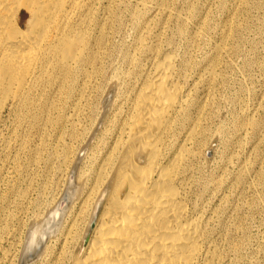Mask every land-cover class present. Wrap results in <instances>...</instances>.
<instances>
[{
  "label": "bare ground",
  "instance_id": "obj_1",
  "mask_svg": "<svg viewBox=\"0 0 264 264\" xmlns=\"http://www.w3.org/2000/svg\"><path fill=\"white\" fill-rule=\"evenodd\" d=\"M101 1L0 0V122L7 108L10 109V112L26 111L28 120L33 118L37 111L41 110L40 112H45L44 118L48 119L51 117V101L49 102L47 97H44L41 103L39 101L46 89L49 87L53 88L56 85L61 89L65 83H68L67 85L71 84L69 90L72 91L73 86L76 83L79 84V76L82 77L83 81L87 77V82H89L93 74L105 72V68L100 65V60H103L102 57L105 56L108 50L106 44L110 31H108L109 29L107 30V27L111 23V27L114 28L115 24L121 22L117 7L120 6L123 0H104L106 1L104 4H101ZM142 1L146 5V0ZM161 2L163 5L160 4ZM161 2L156 11L159 10V12L161 11L165 14L170 13L168 5L165 6V2ZM135 8L138 7H134V11L136 10ZM100 9H102L101 14H99ZM190 12L188 11L187 13ZM233 13H235L234 10ZM186 16L189 17L188 14ZM148 25L149 23L145 26L148 27ZM229 27L231 28L230 25ZM163 28L161 29L163 30ZM199 28L202 27L199 25ZM233 29L235 31V28ZM178 31L180 33L183 32L182 26L178 27ZM221 31L223 32V30ZM227 32L230 33L231 29L224 33L225 38L228 34ZM140 34H143V32ZM196 36L197 34L195 38ZM136 38L139 41L142 37L137 35ZM160 38L162 37L160 36ZM192 41L195 40L193 39ZM220 41L222 42L223 40ZM191 43L193 44V42ZM139 45L141 46V44ZM147 49H149V46ZM216 50L217 54L221 52L219 46ZM176 56L166 53L161 59H156L154 63H151L153 64L152 66L150 65L152 69L149 67L151 71L146 74V77L141 78V81H138L139 85L137 86L138 88H134L135 94L133 93V97L129 96L127 98V94L123 101H113V90H108L107 92L103 87L107 93L102 101L99 99L101 103L100 106H97L98 113L95 123L92 122L94 123L93 130L92 132L90 131V136L88 134L89 138H86L87 140L85 139L84 143L80 145L73 163L68 167L69 171L67 172L61 196H58L59 198L56 200L50 199L53 202L51 204L50 202L48 203L49 206L45 208L46 210L43 211V214L40 213L36 216L37 218L34 219L36 222L31 225L27 244L29 240L34 243V246H32L33 255L39 264H226L223 256L225 251L222 253L217 238L213 237L209 228V218L206 216L207 209H204L203 202L199 203L200 199H192L191 169L193 168V156H196V152L193 155L187 144L193 137L196 123L189 117L190 101L192 99L189 100L191 88L187 83L186 72L189 66L188 60L190 61L191 58L180 67L175 58ZM190 56L192 55L190 54ZM132 60L130 58V63ZM215 61L216 59H212L214 64ZM118 69L120 68L118 67ZM192 70L194 72V69ZM206 71H208V68ZM214 73L216 74L214 70L209 73L211 74L210 79L215 78ZM119 75L120 72H113L111 76L112 82L118 79ZM217 75L219 76V74ZM202 77L200 78L203 79ZM108 80L110 82V79ZM83 86H81L82 89L80 87L81 91H84L86 85ZM111 86L109 89H111ZM64 89L67 93L66 86ZM90 89H92L91 85ZM120 89H123V87L115 90H118V96L122 94ZM86 90H88L87 87ZM38 101L39 103H37ZM77 105L79 104L76 103L75 106ZM55 108L54 111L57 110V107ZM74 108L76 109V107ZM111 110L112 112H110ZM109 113L111 114L109 115ZM199 116L201 117V114ZM47 119L44 120L47 121ZM72 121L74 120L72 119ZM49 124L51 125V123ZM76 125L79 126L80 123ZM199 125L200 123L198 122ZM247 127L249 126L247 125ZM47 130L49 129L44 130V132ZM85 130L88 131L86 128ZM80 132L78 135L81 134ZM106 134H109L108 140ZM45 136L47 135L45 134ZM44 140L46 141V139ZM81 140L83 141V138ZM102 144L104 145L98 150ZM66 160L69 159L66 158ZM64 162L62 160V163ZM60 170L62 172L63 169ZM215 193L217 194V192ZM25 197H27L26 194ZM216 217L214 218L215 220ZM20 223L22 224L21 221ZM237 225L240 226L239 224ZM222 231L224 230L222 229ZM233 241L231 243L236 242ZM38 245L41 246L40 249H38ZM236 253L235 255H237ZM4 256L6 257V255ZM229 260L231 261V259ZM21 264L24 263L21 262Z\"/></svg>",
  "mask_w": 264,
  "mask_h": 264
},
{
  "label": "rangeland",
  "instance_id": "obj_2",
  "mask_svg": "<svg viewBox=\"0 0 264 264\" xmlns=\"http://www.w3.org/2000/svg\"><path fill=\"white\" fill-rule=\"evenodd\" d=\"M161 1L165 2V6L168 5L170 13L165 14L161 11L159 12V10L156 11ZM105 2L102 0L101 4ZM160 4L163 5L162 2ZM141 5H144L142 0H123L120 6L117 7V12L121 16V22L115 24L114 28L111 27V23L109 24L110 26L108 25L107 30L109 29L108 31H110L106 44L108 50L105 56L102 57L103 60H100V65L105 68V72L102 71L101 75L99 73V75L93 74L92 79L89 81L90 84L87 82V77L83 81L82 77L79 76V84L76 83L72 91L69 90L71 84L67 85L68 83H65L64 87L66 86L67 93L64 87L60 89L58 85L46 89V92L41 96L42 98L39 101L41 103L44 97H47L49 102L51 101L52 111H50L51 117L48 118L49 120L44 118L45 112L42 113L40 112L41 110L37 111V114L29 120L26 118V111L10 112L9 108L5 110L0 122V264H21V262L24 264H39L33 255L32 246H34V243L29 240L27 244L31 225L36 222L34 221L37 218L36 216L40 213L43 214V211L46 210L45 208L49 206V202L51 204L52 200H56L61 196L67 172L69 171L68 167L73 163L80 145L84 143L86 138H89L88 134L93 130L98 113L97 106H100L101 103L99 99L102 101L108 90H113V101H123L127 94V98L129 96L133 97L135 94L134 88H138L137 86L139 85L138 81H141V78L146 77V74L151 71V66L153 65L151 63H154L156 59H161L166 53H171L174 56L179 53L177 55L178 58L177 56L175 58L180 67L191 58L190 61L188 60L189 66L186 72L187 83L191 88V93H189L191 98L189 97V100L192 99L190 101L191 110L189 109V117L196 123V130L190 140L191 142L189 141L187 144L193 155L196 152V156H193V168L191 169L192 199H200L199 203L203 202L204 209H207L206 216L209 218V228L213 237L217 238L222 253L225 251L224 253L227 254L225 256L226 254L223 253L226 264H264V0H236V2L235 0H146V5L140 7ZM134 7L138 8H135L136 10L134 11ZM187 10L191 12L187 13ZM233 10L235 13H233ZM101 11L102 9L99 10V14L102 13ZM187 14L189 17L186 16ZM147 22L150 25L148 27L145 26L148 24ZM197 23L202 28H199ZM179 26H182L183 34L178 31ZM160 27H164L163 30ZM233 28H235V31ZM229 29H231V32H227V40L224 37V33L229 31ZM142 32L145 35L140 34ZM137 35H141V40H137ZM192 38L195 41H192ZM206 39L210 41L208 42ZM220 40H223V43ZM148 46L149 49H147ZM218 46L221 48L219 54L216 52ZM200 47L203 48L201 49ZM95 48L98 49L97 47ZM190 54L192 56L189 57ZM130 58L135 61L132 60L133 62L131 61L130 63ZM212 59H216L215 64L212 62ZM137 61L140 62L138 63ZM217 61L218 63H216ZM205 68L206 70L208 68V71ZM192 69H194V72ZM212 70L216 72V74L214 73V79H210L211 74L209 73ZM107 71L109 72L107 73ZM115 71L120 72L121 77L119 75L118 79L112 82L111 76ZM108 79H110L111 83L108 82ZM118 83L120 84L117 85ZM83 85L86 86L84 91H81V86ZM90 85L93 91L90 89ZM110 86L111 89H109ZM86 87L88 90H86ZM103 87L107 92L104 91ZM115 87L116 89L123 87V89H120L121 96H118V90L115 91ZM86 99L88 100L86 101ZM72 100L74 101L72 102ZM76 103L79 105L75 106ZM54 106L57 107L56 112L54 111L56 109ZM86 107L88 109L90 107V109L88 110ZM199 114H201V117ZM44 119H47V121ZM198 122L200 123L199 126ZM248 122L250 123L248 124ZM79 123V126L76 125ZM243 124L246 125L247 131ZM46 129H49L46 131L47 133L44 132ZM79 132L82 136L81 134L78 135ZM106 137L108 140L109 134H106ZM81 138H83V141ZM69 146L73 148L71 149ZM74 149L75 151H73ZM72 152H75V154L73 155ZM66 158L69 160H66ZM62 160L63 162L66 160L65 164L62 163ZM245 164L246 166L244 167ZM60 169H63L64 172L63 170L61 172ZM215 180L217 181L215 182ZM212 182L216 184L214 183L213 185ZM220 191L222 192L220 193ZM25 194L27 197H25ZM209 208L210 210H208ZM210 211L213 212L211 213ZM214 212L217 217L214 215ZM214 216L217 221L214 219ZM212 221L213 223H211ZM236 230L237 232L235 233ZM231 240L236 242L231 243ZM232 245L233 247H231ZM40 248L41 246L38 245V249ZM236 248H239L240 251ZM23 257L25 258L23 259Z\"/></svg>",
  "mask_w": 264,
  "mask_h": 264
}]
</instances>
